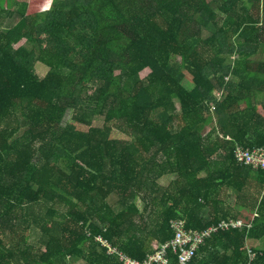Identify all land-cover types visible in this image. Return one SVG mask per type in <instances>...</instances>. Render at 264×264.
Returning a JSON list of instances; mask_svg holds the SVG:
<instances>
[{"label":"trees","instance_id":"obj_1","mask_svg":"<svg viewBox=\"0 0 264 264\" xmlns=\"http://www.w3.org/2000/svg\"><path fill=\"white\" fill-rule=\"evenodd\" d=\"M239 147L264 148V0H0V264L144 261L174 220L244 223L186 264H264Z\"/></svg>","mask_w":264,"mask_h":264},{"label":"built area","instance_id":"obj_2","mask_svg":"<svg viewBox=\"0 0 264 264\" xmlns=\"http://www.w3.org/2000/svg\"><path fill=\"white\" fill-rule=\"evenodd\" d=\"M236 157L239 163L252 164L255 167L264 169V148L262 147L253 149L239 147L236 151ZM243 226L244 223L241 220H229L212 224V226L202 231H186L183 220H174L172 223L175 232L174 237L168 243L163 244L157 251L149 254L144 261L133 259L122 252L118 253V257L121 264H173L168 256L169 251L172 250L177 255L179 264H186L193 259L199 247L211 234L220 230L242 228ZM108 248L111 253L118 252L109 245Z\"/></svg>","mask_w":264,"mask_h":264},{"label":"rangeland","instance_id":"obj_3","mask_svg":"<svg viewBox=\"0 0 264 264\" xmlns=\"http://www.w3.org/2000/svg\"><path fill=\"white\" fill-rule=\"evenodd\" d=\"M18 21H19L18 16L15 15L12 19H10V20L7 22V26H8V27H11V26L15 25ZM206 35H210V33L207 31ZM23 43H24V42H23ZM23 43H22V44H23ZM38 70H39V72H40L42 75H45V74L47 73V71H48V68H47L46 66H44L43 64H38ZM148 73H149V69H146V70H144V71L141 73V76H142V77H145ZM186 81H187V79H185V80L183 81L184 84H186ZM70 117H71V114L68 113L67 116L65 117L64 122H66L67 120H69ZM99 123H100V124L103 123V118H100L99 121L96 122V124H99ZM113 137H115V138H122L123 135H122L119 131H114V132H113ZM172 178H173V176H172ZM115 199H116L115 197H111V198H110V201H111V202H114ZM232 203H233V200H232ZM73 263H74V264H83L81 261H77V260L74 261Z\"/></svg>","mask_w":264,"mask_h":264}]
</instances>
